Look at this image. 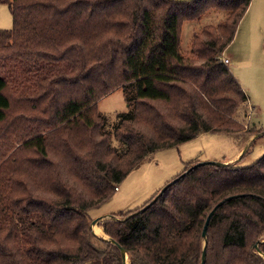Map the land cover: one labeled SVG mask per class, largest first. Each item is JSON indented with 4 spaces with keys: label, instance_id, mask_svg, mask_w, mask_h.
Wrapping results in <instances>:
<instances>
[{
    "label": "trees",
    "instance_id": "trees-1",
    "mask_svg": "<svg viewBox=\"0 0 264 264\" xmlns=\"http://www.w3.org/2000/svg\"><path fill=\"white\" fill-rule=\"evenodd\" d=\"M250 2L0 0V264H122L91 211L133 169L203 133L264 132L222 62ZM118 89L129 109L109 131L97 105ZM245 153L193 159L103 234L128 264H200L204 246L205 264H264V154Z\"/></svg>",
    "mask_w": 264,
    "mask_h": 264
},
{
    "label": "rangeland",
    "instance_id": "rangeland-1",
    "mask_svg": "<svg viewBox=\"0 0 264 264\" xmlns=\"http://www.w3.org/2000/svg\"><path fill=\"white\" fill-rule=\"evenodd\" d=\"M11 27L9 9L6 5H0V29ZM192 30L193 25L183 27V45ZM224 55L229 61L228 68L247 96L245 105L240 109L242 114L245 113L243 124L249 128L264 130V0H251ZM125 95L124 89H118L98 102V110L105 117V128L109 131H112L117 121V114L129 109ZM242 153L245 154L240 165L251 164L263 155L264 132L260 136L250 137L203 133L176 147L155 152L118 184L108 201L91 211L92 221L106 215L91 225L93 233L107 238L99 226L102 220L141 207L193 159L232 163ZM94 227L99 229V233L95 232Z\"/></svg>",
    "mask_w": 264,
    "mask_h": 264
},
{
    "label": "water",
    "instance_id": "water-1",
    "mask_svg": "<svg viewBox=\"0 0 264 264\" xmlns=\"http://www.w3.org/2000/svg\"><path fill=\"white\" fill-rule=\"evenodd\" d=\"M205 163H211V164H216V165H223L224 163H215V162H202V163H199V165H202V164H205ZM225 165V164H224ZM232 197H227L225 199V201H228L229 199H231ZM223 204V201L217 203L213 208L212 210L209 212L206 220H205V223H204V226H203V229H202V237L205 239L206 238V231H207V226H208V223H209V220L211 218V216L214 214L215 210L221 206ZM101 219V217H97L95 220H93L91 222V225L95 224L97 221H99ZM105 240H109L111 241V243H113L119 250H120V253H121V260H122V264H126V260H125V251L117 244L115 243L113 240H110L108 238H104ZM255 249H258V246L257 244L254 245ZM205 261H206V251H205V246L203 247V251H202V255H201V261H200V264H205Z\"/></svg>",
    "mask_w": 264,
    "mask_h": 264
},
{
    "label": "bare ground",
    "instance_id": "bare-ground-1",
    "mask_svg": "<svg viewBox=\"0 0 264 264\" xmlns=\"http://www.w3.org/2000/svg\"><path fill=\"white\" fill-rule=\"evenodd\" d=\"M94 230L96 233H99V229L97 227H94ZM102 233V232H101ZM105 236V235H104ZM108 238V237H107ZM110 239V238H108ZM125 260H126V264H128V261H127V255H125Z\"/></svg>",
    "mask_w": 264,
    "mask_h": 264
},
{
    "label": "built area",
    "instance_id": "built-area-1",
    "mask_svg": "<svg viewBox=\"0 0 264 264\" xmlns=\"http://www.w3.org/2000/svg\"><path fill=\"white\" fill-rule=\"evenodd\" d=\"M222 62H223L225 65L228 64V60H227L226 58H224V57H222ZM116 189H117V188H116Z\"/></svg>",
    "mask_w": 264,
    "mask_h": 264
},
{
    "label": "crops",
    "instance_id": "crops-1",
    "mask_svg": "<svg viewBox=\"0 0 264 264\" xmlns=\"http://www.w3.org/2000/svg\"><path fill=\"white\" fill-rule=\"evenodd\" d=\"M223 57L227 59V57H226V55H224V53H223ZM227 60H228V59H227ZM228 64H229V61H228ZM228 64H227V66H228ZM239 154H240V152H239ZM103 216H106V215H102V216H100V217H103Z\"/></svg>",
    "mask_w": 264,
    "mask_h": 264
}]
</instances>
